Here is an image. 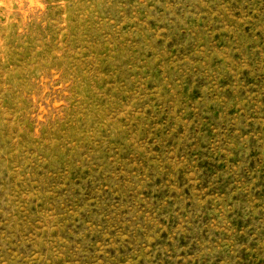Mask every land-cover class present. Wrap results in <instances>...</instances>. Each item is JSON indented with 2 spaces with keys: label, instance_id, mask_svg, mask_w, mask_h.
<instances>
[{
  "label": "rangeland",
  "instance_id": "obj_1",
  "mask_svg": "<svg viewBox=\"0 0 264 264\" xmlns=\"http://www.w3.org/2000/svg\"><path fill=\"white\" fill-rule=\"evenodd\" d=\"M0 264H264V0H0Z\"/></svg>",
  "mask_w": 264,
  "mask_h": 264
}]
</instances>
